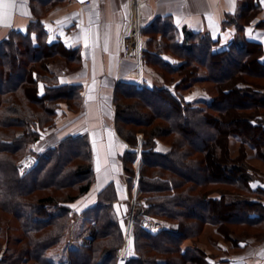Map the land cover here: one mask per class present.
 I'll list each match as a JSON object with an SVG mask.
<instances>
[{"label":"trees","instance_id":"1","mask_svg":"<svg viewBox=\"0 0 264 264\" xmlns=\"http://www.w3.org/2000/svg\"><path fill=\"white\" fill-rule=\"evenodd\" d=\"M248 1L225 26L236 25L242 32L243 24L258 13V6ZM146 33L151 37L148 41ZM141 34L143 63L177 74L181 80L173 86L143 89L122 82L113 100L117 133L135 149L124 156L130 181L136 174L137 136L142 133L144 138L139 200L145 201L134 209L126 264H211L205 251L185 246L206 228L238 252L246 239L264 236V192L251 188L248 163L249 148L264 161V92L252 82L264 79V51L259 44L245 42L217 53L209 35L182 30L181 39L164 19L142 28ZM43 35L35 25L26 34L12 33L0 43V212L14 217L22 233L19 248L0 264H21L24 259L49 264L48 251L66 237L75 220L68 205L86 195L96 180L95 150L82 133L37 154L39 161L28 174L18 171L20 160L46 131L55 128L64 108L84 116L82 88L61 84V75L51 70L59 65L70 73L80 65L78 52L61 44L48 45ZM152 46L156 51L149 49ZM162 55L183 62L173 66ZM202 82L214 84L212 99L187 103L184 93ZM40 83L45 86L41 95ZM183 84L185 88H180ZM232 137L239 141L236 157L230 153ZM158 140H168L171 150L158 152ZM115 187L108 184L99 203L84 213L83 230L96 222L98 232L91 245L70 248V264H118L117 250L124 245L132 205L128 203V212L123 208L118 214ZM213 187L238 193L220 192V198H212ZM145 217L177 227L154 234L142 227Z\"/></svg>","mask_w":264,"mask_h":264},{"label":"crops","instance_id":"2","mask_svg":"<svg viewBox=\"0 0 264 264\" xmlns=\"http://www.w3.org/2000/svg\"><path fill=\"white\" fill-rule=\"evenodd\" d=\"M248 2V0H132L133 39L127 44V54L132 53L130 44L136 42L133 33L138 37L140 16L143 29H147L158 19H164L171 22L180 33L181 39H183L182 30H188L195 34L209 35L216 46H232L234 43L240 46L249 42L261 45L264 51V0H253L252 3L258 6V13L243 24L242 32H238L236 25L225 26L228 18H235ZM130 17L131 0H82V2L81 0H15L12 8L6 9L0 5V20L4 21L0 24V43L7 40L12 33L26 34L31 26L37 25L40 33L44 34L42 38L44 43L61 44L67 50L79 54L80 65L74 67L70 73L65 74L66 69L59 65L53 66L51 70L61 75L59 77L61 84L82 88L85 99L84 116L80 118L79 115L70 113L64 108L63 114L56 119L55 128L48 130L41 139L40 146L48 137H52L53 141L47 147L53 148L69 135L82 133L88 135L94 147L96 172L94 185L86 195L68 205L75 214V220L66 236L70 234L72 238L74 233L78 232V237L72 240L74 244L82 246L91 245L98 232V226L96 222H92L83 233L78 227L83 225L84 213L99 203V196L108 184L116 185L118 214H121L123 208H128L127 204L133 197L136 184L137 173L130 181L124 163V156L135 149L119 137L113 105L119 84L128 82L125 77L132 71L128 61L121 57L120 50L122 35ZM9 24L10 26H7ZM33 37L38 44L37 33H33ZM144 37L146 41L151 38L149 33ZM161 38V35H157L158 40ZM162 58L176 61V65H181L183 62L171 55H162ZM261 62H264V56ZM148 66L150 65H146L145 69V75L149 76L145 81L146 87L153 88L154 83L160 85L163 79ZM240 87L244 86L240 85ZM39 88L41 95L44 93V84L40 83ZM183 98L187 103L199 101L207 103L212 99V95L208 88L197 84L190 91L185 92ZM198 105L205 106L202 103ZM156 144V150L160 153L166 154L171 150L170 145L161 140ZM237 146H239L238 139L232 137L231 150L236 151ZM138 148L139 141L136 149L137 157ZM254 162L264 164L262 159L256 157L255 151L249 148L248 163L252 165L249 167L253 176L250 186L253 190L264 192V172L262 167H255L252 164ZM211 197L220 198L221 194L214 193ZM262 203L264 205V201ZM13 218L10 220L13 221L15 219ZM154 221L160 222L159 225L164 223L155 219L148 220L147 223L155 225L152 226L151 232L158 233L169 229L167 226H159ZM2 223L0 213V243L4 234L7 237L6 245L0 244V261L14 251L9 250L8 242L16 237L10 236L11 227L7 226L5 230ZM18 241L19 238H16V242ZM73 242L69 241V245ZM69 245L66 250H61L60 242L49 250L47 253L49 264H70L72 246ZM218 246L220 250L213 257L214 259L209 260L211 264H264V236L246 239L241 243L242 249L239 252L230 249L224 242H219ZM206 253L211 255L208 251ZM21 264L37 263L24 259Z\"/></svg>","mask_w":264,"mask_h":264},{"label":"rangeland","instance_id":"3","mask_svg":"<svg viewBox=\"0 0 264 264\" xmlns=\"http://www.w3.org/2000/svg\"><path fill=\"white\" fill-rule=\"evenodd\" d=\"M141 24H142V21H141ZM141 31V30H140ZM138 34V33H137ZM172 34H175V33H172ZM133 36H134V40L136 41V42H134V43H131L130 44V48H131V50H132V54L131 55H133V53H135V52H137V54L139 55V48L142 46H140V40H139V34H138V37L137 36H135V33H133ZM140 37H141V42L143 41V38H142V34L140 35ZM175 41V40H174ZM166 42V41H165ZM143 48H142V64H143V67H144V72H145V69H146V65L143 63V50H144V45L142 46ZM217 47V49H215V50H218V48H222V47H225V46H220V45H218V46H216ZM149 49H151L152 51H154L155 50V47L154 46H152V47H149ZM120 50H121V46H120ZM156 51V50H155ZM157 52H160V51H157ZM163 53H166V51H163ZM168 54V53H167ZM128 55H130V53H128ZM128 55L126 56V55H124L123 53H122V50H121V57L124 59V60H126V61H128V63L130 64V66H131V72H134L135 70H136V66H137V63H136V58L134 57V56H129L128 57ZM165 60V59H164ZM57 61V63H60V64H63V61H58V59L56 60ZM166 62H170V64H172L173 66H176V64H177V62L176 61H169V60H165ZM56 63V62H55ZM146 64H148V61H146ZM148 67H152V69H154L158 74H160V75H163L164 76V78L165 79H163V81H162V83L160 84V86H162V85H166V86H171L173 83L174 84H176V83H178L181 79H180V77H179V75H177V74H174V75H170V74H165L164 72H162V71H160L157 67H154V66H148ZM74 67H72V69H73ZM130 73V72H129ZM148 75L146 74L145 76H144V79L146 80V79H148ZM162 77V76H161ZM252 82H254V83H256V84H258L261 88H259V89H262V90H264V79H259V80H252ZM155 85L156 84H158V83H154ZM201 86L203 85V86H205L206 88H208L209 90H210V92L212 91L213 92V88H214V84L213 83H211V82H202V83H199ZM159 85V84H158ZM173 86V85H172ZM180 88H185V85L183 84V85H181L180 86ZM62 115V114H61ZM238 116H240V114H238ZM233 127V126H232ZM46 133H48V131H46L45 132V134ZM45 134H44V136H45ZM139 135H142V133L141 134H138V136ZM50 138V139H49ZM138 138V137H137ZM52 141H53V138L52 137H48V138H46V140H44L43 141V144L41 145V146H39V148H38V150H37V152H41L42 154L43 153H45V152H47V150H48V147L47 146H49L51 143H52ZM165 142H168V140H166ZM33 145V144H32ZM30 150H32V146L30 147ZM33 151V150H32ZM239 152H240V150H239V146H237V150L236 151H232L231 150V145H230V153H231V155L233 156V157H236V156H238L239 155ZM28 154H30V153H28ZM20 162H21V160H20ZM19 162V163H20ZM237 163V162H236ZM255 167H257V168H260V167H262V170H263V172H264V164H262V162H254V163H252ZM251 164H249V166H250ZM252 166V165H251ZM209 191L210 192H212V194H214V193H220V192H225L226 194H230V195H233L234 193H238V191H234V190H232V189H227V188H223V187H213V188H210L209 189ZM131 200H133V197H132V199ZM141 201V200H140ZM144 201V200H143ZM142 201V202H143ZM124 210H126V209H124ZM126 212H128V210H126ZM1 213V212H0ZM132 213H131V211H130V214H128V218H127V225H126V231H125V239L128 237V233H129V231H127L128 230V227H129V221H130V219H131V215ZM1 216H2V226L4 227V229L6 230L7 229V226H10L11 227V230H10V236H16L15 238L13 237V238H11L10 240H9V242H8V246H9V250H11V251H13L14 249H18L19 248V246H18V242H16V238H19V239H21L22 238V233H21V231H20V227H19V224H18V221L16 220V219H14L12 216H9V215H7V214H4V213H1ZM11 218H13L14 220L12 221V220H10ZM152 219H155V220H158V219H156V218H152ZM148 220H150V219H148ZM159 221H161V220H159ZM151 222V221H150ZM155 223H157L158 225L160 224V222L158 223V221H154ZM162 222H164L163 224L161 223V225H163V226H167L169 229H167V230H170V228L172 227V226H174V227H177V225H172L171 223H167V222H165V221H162ZM161 225H159V226H161ZM172 225V226H171ZM152 226H155V225H153V224H151V223H147L146 225L145 224H142V227L145 229V230H147L148 232H151L150 230H151V228H152ZM78 230H81V232L83 233V225H81V226H79L78 227ZM151 233H153V232H151ZM239 233V231L238 230H236L235 231V235H237ZM155 234V233H154ZM78 232L77 233H74V236L72 237L74 240L76 239V237H78ZM4 236V238L1 240V245L3 244V245H6V240H7V237H6V235L4 234L3 235ZM72 238H71V235L69 234L68 236H66V237H64V239L61 241V250H66L67 249V247H68V245H69V241H71V242H73V240H72ZM88 238H91V237H88ZM126 242H127V240H125V242H124V245L126 244ZM219 242H224L227 246H229V248L231 249V246H230V244L228 243V242H225L224 241V239L220 236V235H218V234H216L215 232H214V230L212 231V229L211 228H206L205 230H204V232L198 237V239L197 240H188V241H186V243H185V246H197L198 248H200L201 250H203V251H208V252H210L211 253V255H208L209 256V260L211 261L212 259H214L213 257H215L217 254H218V252H219V250H220V248H219V246H218V243ZM73 244H74V242H73ZM72 243L69 245V246H72V249H74V248H76L77 246H79V244H74L73 245ZM123 245V246H124ZM129 245H130V243H129ZM129 245H128V259H129ZM123 248V247H122ZM122 248H120V249H122Z\"/></svg>","mask_w":264,"mask_h":264},{"label":"built area","instance_id":"4","mask_svg":"<svg viewBox=\"0 0 264 264\" xmlns=\"http://www.w3.org/2000/svg\"><path fill=\"white\" fill-rule=\"evenodd\" d=\"M139 24H140V28H141V16H140ZM131 31H132V0H131V17L129 19V22H128L126 29L124 30V33H123L122 39H121V43H120L122 53L126 56L128 55L127 54V48H128L127 44L131 39H133ZM140 35H141V31H139V40H140V46L141 45L143 46V41L141 42ZM142 46L139 48V55L137 54V52L133 53V55H131L132 53H130L131 56H134L136 58L137 66H136V70L134 72H130L127 74V77L129 79L136 81V84L139 88H142L144 86V83H143V65H142V57H141L142 56L141 51L143 48ZM217 51L218 52H228V51H230V47L225 46L222 48H218ZM130 55H128V57ZM138 141H139L140 145L144 142L143 135L138 136ZM39 144H40L39 141L35 142L32 145L33 151L30 154L26 155L21 160V162L18 164V171L22 176L28 174L37 165V163L39 161L38 156H37V154H38L37 150L39 148ZM139 152H140V149H139ZM142 164L143 163L141 161V158L139 157L135 161V168H136L137 172H139L140 169L142 168ZM139 198H140V190L138 188V185H136V187L134 188V198L131 202L133 210L135 209L136 205L138 204ZM143 200L145 201V199H143ZM144 201L142 203H144ZM145 218L147 219V217H145ZM117 258H118L119 264H126L127 263V261L129 260L128 259V246H127V244H125L122 249L117 250Z\"/></svg>","mask_w":264,"mask_h":264},{"label":"snow or ice","instance_id":"5","mask_svg":"<svg viewBox=\"0 0 264 264\" xmlns=\"http://www.w3.org/2000/svg\"><path fill=\"white\" fill-rule=\"evenodd\" d=\"M81 2H82V0H81ZM0 5H2L6 9L12 8L15 5V0H0ZM209 19H211V17H209ZM2 23H4V21L0 20V24H2ZM7 26H10V24Z\"/></svg>","mask_w":264,"mask_h":264},{"label":"water","instance_id":"6","mask_svg":"<svg viewBox=\"0 0 264 264\" xmlns=\"http://www.w3.org/2000/svg\"><path fill=\"white\" fill-rule=\"evenodd\" d=\"M130 233H131V229H130V232H129V235H128V239H127V241H129V238H130Z\"/></svg>","mask_w":264,"mask_h":264}]
</instances>
